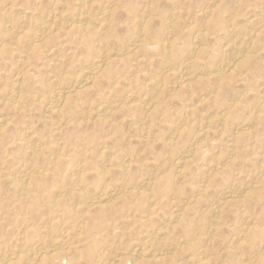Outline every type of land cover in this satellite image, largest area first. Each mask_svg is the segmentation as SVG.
I'll use <instances>...</instances> for the list:
<instances>
[{"label": "rangeland", "instance_id": "obj_1", "mask_svg": "<svg viewBox=\"0 0 264 264\" xmlns=\"http://www.w3.org/2000/svg\"><path fill=\"white\" fill-rule=\"evenodd\" d=\"M108 1L112 10L110 14L104 16V26L102 6ZM12 2L0 0V14L12 7L10 13L12 25L20 31V36L18 35L16 39L11 37V34L5 35L4 24L0 22V169L5 175L0 178V202H2L0 203V243L14 245L17 252L13 256L10 255L8 264H20L22 256L32 253L35 250L33 248L38 247L40 241L48 243L50 248L58 246L56 250L64 253L66 251L69 255L66 254L65 262L51 258L50 261L38 260L37 264H89L90 262L95 264L92 262L96 261L92 249L96 246L105 247L107 256L111 253L121 254L124 259L126 258L121 264L127 262L133 264L129 260L134 257V249L144 241L162 250L160 253L166 254L161 253V259L155 260L151 257H143V259L140 257L137 264H179L177 262L196 264L199 256L197 254L199 251L203 252V249L210 264L215 262V264H264V0H12ZM83 2L88 4V24H93H89L87 32L59 27L48 33L43 47L30 45L31 29H37L42 25L43 20H49L53 13L60 11L64 14L55 19L56 24L71 22L78 16ZM142 20L147 22L145 31L140 30ZM102 29L107 32H104L107 37L109 36L103 44L98 40ZM137 34L141 38H138ZM166 40L170 42L169 48L161 47V43ZM133 42L140 44L141 51L137 50L133 56H119L123 47ZM245 50L250 52L247 53ZM105 53H109L112 60L108 62V69L107 65L104 67L103 76L100 74L93 83L91 82L92 85L89 83L85 89L78 91L79 94L75 91V94L70 93L60 113L45 111L47 94L57 92L60 87L72 85L77 75L87 73L89 62L93 57L99 56L103 59ZM230 57L232 60L236 59L238 64L236 63L230 74L227 72L228 78L226 76L221 81L216 80V77L213 78V71L218 64L220 65L223 60H231ZM190 61L192 65H189ZM180 67L190 77L187 86L178 85L176 73ZM155 73L159 74L158 77L156 75L157 78ZM158 81L162 82L159 85L161 90L158 88ZM14 82L19 85L20 95L15 107H11L6 101ZM135 89L138 91L135 92ZM130 93L133 103H129V106L123 104V101ZM142 95L146 98L143 99ZM145 102L149 104L150 109L149 112L143 109V112H146L143 113L141 105ZM106 108H109L108 113ZM98 111L100 114L105 113L103 115L106 118L98 117ZM70 117L78 120H71ZM177 129L180 131L175 133ZM16 134L18 140L15 138ZM7 141L9 144L6 143ZM24 144L27 146H22ZM2 148L4 150H1ZM7 151L10 159L8 155L6 156ZM31 151H35L33 157ZM10 152L16 154L13 156ZM22 161L25 163L22 164ZM25 164L31 165L30 169H34L35 175L33 174L32 178L33 184L31 182L28 184L31 192L24 195V198L17 193V187L11 183L7 173H16L19 166ZM82 168L83 171H79ZM40 172L41 175L38 174ZM78 172L82 173L81 178L78 177ZM148 181L151 182L149 186ZM37 190L41 191H38L40 194ZM103 190L110 192L107 193L108 197L105 195L107 198L100 196ZM50 191L52 193H49ZM3 194L7 196L4 197ZM34 194L36 196H32ZM50 194L55 198L54 201L48 199ZM100 198L104 201V205L108 203L107 206L94 205L92 209H87L86 206L90 201ZM66 201L71 204H66L68 203ZM72 204L75 206L72 207L73 209L70 208ZM18 205L20 208L23 206L25 210L20 209ZM32 209L35 211L33 212ZM32 216H36L38 221ZM44 221L45 225H43ZM76 221L82 222L80 226L86 236L83 233L77 236L79 223ZM198 221L202 228L198 226ZM3 222L8 223L9 226H5ZM1 225L5 226L4 229ZM64 227L69 230L73 227L70 231L72 236L69 234L71 238L67 237L68 239L62 241L58 239L57 234L59 228ZM196 227L198 229L194 230L193 228ZM18 228L23 231L19 236H17ZM199 228L203 229L200 230L203 233L199 232ZM169 229L172 231L169 232ZM5 231L8 236L5 235ZM122 232H125V236ZM167 233L170 234V238ZM213 233H217V236H213ZM137 234L141 236V241ZM185 234V238L190 236L191 239H185L183 237ZM195 234L202 237L198 238L194 236ZM8 237L10 238L6 240ZM102 240L109 243L106 244L109 248ZM110 243H113L112 246ZM238 245L242 247L241 249L239 246L240 251L236 247ZM60 247L63 249L61 250ZM78 247L79 249L76 250ZM84 248H89L86 249L89 251L85 252ZM190 248L195 249V252ZM68 249L70 250L67 251ZM256 250L260 251L256 254ZM18 252H20L19 256ZM23 252L24 255H21ZM173 252L177 253L176 256ZM225 253H228L227 257ZM241 256L244 260L239 258ZM260 256L263 259H260ZM68 258L69 261L66 260ZM245 258L250 260L246 261ZM78 259L80 262L77 261ZM231 261L233 263H230Z\"/></svg>", "mask_w": 264, "mask_h": 264}, {"label": "bare ground", "instance_id": "obj_2", "mask_svg": "<svg viewBox=\"0 0 264 264\" xmlns=\"http://www.w3.org/2000/svg\"><path fill=\"white\" fill-rule=\"evenodd\" d=\"M11 2H12V0H10ZM94 1V0H93ZM106 1V0H105ZM16 2V1H15ZM104 2V1H103ZM117 2V1H116ZM220 2V1H219ZM13 3V2H12ZM19 3V2H18ZM133 3V2H132ZM2 4V3H1ZM9 4V3H8ZM258 5V4H257ZM90 6V5H89ZM8 7V6H7ZM82 8H81V11H79V14H78V16L75 18V19H73L71 22H66L67 24H62V23H60V24H56V21H55V19L58 17V16H62L63 14H64V12L63 11H60V12H57V13H53V15L52 16H50V19L49 20H43L44 22L42 23V25H40L38 28L37 27H34V28H37V29H31L29 32H30V35L29 36H31V42H30V45L31 46H36V45H39V46H42L43 47V45L45 44L44 42H45V39H47L46 37H47V35H48V33L49 32H51L53 29H55V30H57V28H59V27H65V28H67V29H69V30H82V31H88L89 30V26L90 25H93V24H88V4H87V2H83L82 3V6H81ZM39 8V7H38ZM57 8V7H56ZM203 8V7H202ZM210 8V7H209ZM256 8V7H255ZM55 9V8H54ZM53 9V10H54ZM102 9H103V18H102V24L104 25V16H106L107 14H110L111 13V10H112V7H111V4H110V2L108 1V2H106V3H103V6H102ZM52 10V11H53ZM57 10V9H56ZM58 10H59V8H58ZM157 10V9H156ZM263 10V9H262ZM67 11V10H66ZM12 12V7H9V8H7V9H5L1 14H0V22L2 23V24H4V30H5V35L6 34H11V37H14L15 39L16 38H18V35H19V33H20V31H17L16 30V28H14V26L12 25V21H11V18H10V13ZM35 12V11H34ZM53 12H55V11H53ZM70 12V11H69ZM51 14V13H50ZM12 16V15H11ZM48 16V15H47ZM136 16V15H135ZM222 16V15H221ZM256 16H258V15H256ZM49 17V16H48ZM74 17V16H73ZM143 17V16H142ZM59 18V17H58ZM133 18V17H132ZM46 19V18H45ZM72 19V18H71ZM106 19H108L107 17H106ZM144 19V18H143ZM94 20V19H93ZM145 20V19H144ZM144 20H142L141 22H140V30L142 31V30H144L145 29V27H146V21H144ZM207 20V19H206ZM205 20V21H206ZM148 21V20H147ZM96 22V21H95ZM11 23V24H10ZM234 23V22H233ZM207 24V23H206ZM110 25V24H109ZM190 25V24H189ZM227 25V24H226ZM105 26V25H104ZM100 27V26H99ZM113 27V26H112ZM111 28V27H110ZM152 28V27H151ZM173 28V27H172ZM188 28V27H187ZM101 29V28H100ZM200 29H202V28H200ZM127 30V29H126ZM248 30V29H247ZM109 31H111V29L109 30ZM108 31V32H109ZM145 31V30H144ZM153 31V30H152ZM104 32H106V31H103V29H102V32L100 31V37H99V42L100 43H104L107 39H106V37H107V35L104 33ZM129 32V31H128ZM156 31H154V33H155ZM93 33H95V32H93ZM107 33V32H106ZM158 33V32H157ZM50 34V33H49ZM111 34V33H110ZM109 33H108V35H110ZM140 34V33H139ZM153 34V33H152ZM23 35H24V33H23ZM142 35V34H141ZM20 36V35H19ZM22 36V35H21ZM51 36V35H50ZM135 36H136V34H135ZM156 36H158L157 34H156ZM164 36V35H163ZM170 36V35H169ZM115 37V36H114ZM137 37L138 38H141V36L139 37L138 36V34H137ZM149 37H151V36H149ZM170 37H172V36H170ZM107 38H109V36L107 37ZM119 38V37H118ZM14 39V40H15ZM153 40L155 39L154 37L152 38ZM162 39V38H161ZM60 40V39H59ZM144 40H146V39H144ZM89 41V43H90V40H88ZM137 41H139V40H137ZM141 41H142V39H141ZM151 41V40H150ZM121 42V41H120ZM127 42V41H126ZM140 42V41H139ZM144 42V41H143ZM146 42V41H145ZM3 43V42H2ZM97 43V42H96ZM124 43V42H123ZM129 43H131V42H129ZM128 43V44H129ZM4 44V43H3ZM8 44V43H7ZM94 44V43H93ZM97 44H99V43H97ZM111 44V43H110ZM126 44V43H125ZM11 45V44H10ZM142 45H144V43L142 44ZM142 45H141V47H142ZM155 46V45H154ZM169 46H170V42L168 41V40H166V41H163L162 43H161V47H164V48H169ZM236 46V45H235ZM2 47V46H1ZM197 47V46H196ZM31 48V47H30ZM119 48H121V47H119ZM118 48V49H119ZM32 49H34V48H32ZM117 49V48H116ZM237 49V48H236ZM137 50H140L141 51V49H140V44H138V43H136V42H133L132 44H129L128 46H125V47H123V49L121 50L122 52L121 53H119V56L120 55H131V56H133V54H135L136 52H137ZM171 52V51H170ZM192 52V51H191ZM190 52V53H191ZM245 52H247V50H245ZM248 52H250L249 50H248ZM247 52V53H248ZM257 52V51H256ZM97 53V52H96ZM143 53V52H142ZM145 53V52H144ZM243 53H244V51H243ZM99 54V53H98ZM106 54V56H102L103 57V59H100V57L98 58L97 56H95V57H93L91 60H90V62H89V64H90V66H89V70L87 71V73H85V74H83L82 73V75H77L75 78H74V82H73V84L72 85H69V86H63V87H60V89L58 90L57 88H56V90H58L57 92H53V93H49V94H47L46 95V97H45V111H48L49 113H60L61 112V110L63 109H61V107L66 103V101H68V97H69V94L70 93H72L73 92V94H75L74 93V91L75 92H78V91H80V90H83V89H85L88 85H89V83L91 84V82L93 83V81H95L96 80V78L100 75V74H102V71H103V69H104V67L107 65V69H108V62H109V60H112V56L111 55H109V53H105ZM245 54V53H244ZM146 55H147V53H146ZM193 55V54H192ZM258 55V54H257ZM169 56V55H168ZM204 56V55H203ZM234 56V55H233ZM116 57H117V55H116ZM225 57V56H224ZM228 57V56H227ZM226 57V58H227ZM235 57V56H234ZM245 57V56H244ZM115 58V57H114ZM231 58V60H227V61H225V60H223L222 61V63L219 65L218 64V67L213 71V73H214V76H213V78H215L216 77V80H218V81H221V80H223L224 79V77H226L227 76V72H229V74H230V72L232 71V69H233V67L236 65V63L238 64V62H236L234 59L232 60V57H230ZM187 59V58H186ZM225 59V58H224ZM228 59H229V57H228ZM242 59V58H241ZM240 59V60H241ZM189 60V59H188ZM190 60H193V59H190ZM263 60V59H262ZM52 62V61H51ZM111 62V61H110ZM109 62V63H110ZM169 62H170V60H169ZM168 62V63H169ZM173 62V61H172ZM171 62V63H172ZM183 62V61H182ZM186 62H188V61H186ZM191 62V61H190ZM185 63V62H184ZM183 63V64H184ZM240 64V63H239ZM173 65V64H172ZM174 65H175V63H174ZM176 65H178V64H176ZM188 65V64H187ZM189 65H192V62L191 63H189ZM182 66V65H181ZM215 66H217V65H215ZM171 67V66H170ZM176 68H177V66H175ZM186 67V66H185ZM187 67H189V66H187ZM264 67V66H263ZM193 68V67H192ZM236 69V68H235ZM234 69V70H235ZM171 71H172V69H170ZM175 70V69H174ZM211 70V69H210ZM188 71H190V70H188ZM237 71V70H236ZM198 72V71H197ZM20 73V72H19ZM195 73V72H194ZM193 73V74H194ZM2 74V73H1ZM165 74V73H164ZM177 74V77H178V85L179 86H187V81H188V79L190 78L189 76H188V74L186 73V72H184L183 71V69L180 67V68H178V72L176 73ZM190 74V73H189ZM209 74V73H208ZM212 74V73H211ZM156 75H157V73H155V77H156ZM159 75V74H158ZM158 75H157V77H158ZM195 75V74H194ZM4 76V75H3ZM101 76H103V74L101 75ZM100 76V77H101ZM116 76V75H115ZM56 77V76H55ZM62 77V76H61ZM111 77V76H110ZM127 77V76H126ZM156 77V78H157ZM193 77V76H192ZM16 78V77H15ZM212 78V79H213ZM227 78H228V76H227ZM56 79V78H55ZM127 79V78H126ZM162 79H165V78H162ZM60 81L62 80V79H59ZM191 80V79H190ZM213 80H215V79H213ZM47 81V80H46ZM45 81V82H46ZM115 81V80H114ZM119 81V80H118ZM135 81V80H134ZM162 81V80H161ZM227 81H229L228 79H227ZM25 82H27V80L25 81ZM61 82H63V81H61ZM60 82V84H62ZM116 82V81H115ZM115 82H113L114 84H115ZM163 82V81H162ZM162 82H160V81H158L157 82V85H158V88H159V85H160V83L162 84ZM95 83V82H94ZM221 83V82H220ZM220 83H219V85H220ZM169 85H170V83H168ZM177 84V83H176ZM214 84H215V82H214ZM229 84V83H228ZM39 85V84H38ZM92 85V84H91ZM90 85V86H91ZM252 85V84H251ZM10 86V85H9ZM19 85H18V83L17 82H14V84L11 86V89H10V91L8 92V99H7V103H8V105H10L11 107H15V105H16V101H18L17 100V98H19L18 96L20 95L19 94V87H18ZM62 86V85H61ZM115 86V85H114ZM181 87V88H182ZM47 88V87H46ZM89 88V87H88ZM160 89V88H159ZM260 89V88H259ZM22 90V89H21ZM132 90V89H131ZM130 90V91H131ZM156 90H157V88H156ZM161 90V89H160ZM86 91V90H85ZM138 91V89L136 90L135 89V92H137ZM141 91V90H140ZM158 91V90H157ZM50 92H52V91H50ZM84 92V91H83ZM142 92V91H141ZM127 93V92H126ZM133 93V92H132ZM139 93V92H138ZM137 93V94H138ZM142 93H145V92H142ZM158 93L159 92H157V96H159L158 95ZM166 93V92H165ZM169 93H171V92H169ZM168 93V94H169ZM215 93V92H214ZM44 94H46V93H44ZM76 94H79V92L78 93H76ZM129 94V93H128ZM127 94V95H128ZM139 94H141V93H139ZM144 95H146V94H144ZM144 95H142L143 97V99H144ZM42 96V95H41ZM94 96V95H93ZM123 96V95H122ZM156 96V97H157ZM170 96V95H169ZM40 97V96H39ZM126 97V96H125ZM131 97V98H130ZM154 97V96H153ZM259 97V96H258ZM132 95H131V93H130V95H128V97L125 99V101H123V104H128L129 105V103H133V100H132ZM146 98V97H145ZM2 99V98H1ZM138 99V98H137ZM136 99V100H137ZM152 99V98H151ZM151 99L149 100V101H151ZM154 99V98H153ZM240 99V98H239ZM42 100V99H41ZM124 100V99H123ZM139 100V99H138ZM142 100V99H141ZM254 100V99H253ZM120 101H122V100H120ZM140 101V100H139ZM138 101V102H139ZM157 101V100H156ZM229 101V100H228ZM251 101V100H250ZM137 102V103H138ZM144 102V101H143ZM247 102V101H246ZM81 103V102H80ZM153 103V102H152ZM248 103H250V102H248ZM82 104V103H81ZM154 104H155V102H154ZM225 104V103H224ZM110 105V104H109ZM118 105V104H117ZM148 103H142V105H141V108H142V112H143V109L144 110H146L147 112H149V109L150 108H148ZM150 105H151V103H150ZM248 105V104H247ZM79 106V105H78ZM104 106V105H103ZM111 106V105H110ZM130 106V105H129ZM26 107V106H25ZM64 107H65V105H64ZM72 107V106H71ZM23 108H24V106H23ZM70 108V107H69ZM77 108V107H76ZM98 108V107H97ZM134 108V107H133ZM136 108V107H135ZM226 108V107H225ZM29 109H30V107H29ZM35 109V108H34ZM96 109V108H95ZM109 108H106V111L108 110ZM137 109V108H136ZM262 109V108H261ZM35 111V110H34ZM97 111V110H96ZM95 111V112H96ZM106 111H103V112H106ZM113 111V110H112ZM138 111V110H137ZM262 111V110H261ZM145 112V111H144ZM143 112V113H144ZM150 112H151V110H150ZM198 112V111H197ZM226 112V111H225ZM107 113H108V111H107ZM140 113H141V111H140ZM146 113V112H145ZM103 114H105V113H103ZM103 114H100V111H98V113H97V115H98V117L99 116H102V117H105ZM28 115V114H27ZM72 115V114H71ZM138 115L140 116V114H139V112H138ZM146 115V114H145ZM147 115H148V113H147ZM91 116V115H90ZM136 116V115H135ZM257 116V115H256ZM111 117V116H110ZM147 117V116H146ZM249 117H250V115H249ZM254 117V116H253ZM71 118V117H70ZM106 118V117H105ZM105 118H103V119H105ZM252 118V117H251ZM72 119H74V118H71V120ZM108 119V118H107ZM2 120V119H1ZM77 121L78 119H74V121ZM142 120H143V118H142ZM141 121V120H140ZM48 122V121H47ZM2 123V122H1ZM138 123H139V121H138ZM145 125V124H144ZM185 126V125H184ZM145 127V126H144ZM147 127V126H146ZM233 127V126H232ZM1 128V127H0ZM3 128V127H2ZM86 128V127H85ZM181 128V127H180ZM61 129V128H60ZM147 129V128H146ZM229 129V128H228ZM14 130H16V129H14ZM54 130V129H53ZM144 131V130H143ZM163 131V130H162ZM180 130H176L175 131V133H178ZM174 133V134H175ZM18 134V133H17ZM17 134H16V139L18 140V136H17ZM23 135V134H22ZM64 135V134H63ZM71 135V134H70ZM190 137V136H189ZM199 138V137H198ZM163 139H164V137H163ZM243 139H245V138H243ZM201 140V139H200ZM10 141V140H9ZM27 141H29V140H27ZM35 141V140H34ZM150 141V140H149ZM198 140H196V143H198L197 142ZM19 142V141H18ZM30 142V141H29ZM32 142V141H31ZM36 142V141H35ZM88 142V141H87ZM145 142H147V141H145ZM155 142V141H154ZM6 143H8V141L6 142ZM76 143V142H75ZM185 143V142H184ZM9 144V143H8ZM34 144V143H33ZM37 144V143H36ZM40 144V143H39ZM175 144V143H174ZM194 144V143H193ZM199 144V143H198ZM12 145V144H11ZM41 145V144H40ZM178 145V144H177ZM185 145V144H184ZM22 146H27V145H22ZM33 146V145H32ZM46 146V145H45ZM259 146V145H258ZM36 147V146H35ZM34 147V148H35ZM81 147V146H80ZM112 147V146H111ZM116 147V146H115ZM175 147V146H174ZM192 147V146H191ZM255 147V146H254ZM11 148H12V146H11ZM26 148H28V147H26ZM31 148V147H30ZM33 148V149H34ZM61 148V147H60ZM165 148V147H164ZM7 149H9V148H7ZM6 149V150H7ZM15 149V148H14ZM32 149V150H33ZM36 149V148H35ZM38 149V148H37ZM1 150H4V148H2ZM5 150V151H6ZM9 150H11V149H9ZM29 150V149H28ZM41 150V149H40ZM176 150V149H175ZM16 151H18V150H16ZM38 151H39V149H38ZM43 151V150H42ZM70 151V150H69ZM1 152H3L4 153V151H1ZM19 152V151H18ZM32 152V154H31V156L35 153V151H31ZM41 152V151H40ZM135 152V151H134ZM261 152V151H260ZM10 153H12V155H13V152H10ZM38 154V157H39V152H37ZM42 153V152H41ZM40 153V154H41ZM188 153V152H187ZM16 154V153H15ZM14 154V155H15ZM20 154V153H19ZM23 154V153H22ZM25 154V153H24ZM68 154V153H67ZM97 154V153H96ZM254 154V153H253ZM8 155V151H7V154H6V156ZM12 155H10V156H12ZM13 155V156H14ZM30 155V154H29ZM44 155V154H43ZM57 155V154H56ZM161 155V154H160ZM18 157H20L19 155H17ZM34 156H36V155H34ZM59 156V155H58ZM114 156V155H113ZM27 157V156H26ZM33 157V156H32ZM37 157V156H36ZM90 157V156H89ZM96 157V156H95ZM5 158H7V157H5ZM8 158L10 159V157H9V155H8ZM21 158H23L22 156H21ZM29 158V157H28ZM31 158V157H30ZM35 158V157H34ZM98 158H100V157H98ZM46 159V158H45ZM48 159V158H47ZM57 159H59V157H57ZM185 159V158H184ZM2 160H3V158H2ZM16 160H18V159H16ZM35 160V159H34ZM18 161H20V160H18ZM26 161V160H25ZM25 161H22V164L23 163H25ZM48 161V160H47ZM50 161V160H49ZM84 161V160H83ZM83 161H81V162H83ZM112 161V160H111ZM11 162V161H10ZM35 162V161H34ZM16 163V162H15ZM5 164V163H4ZM14 164V163H13ZM34 164V163H33ZM32 164V165H33ZM83 164V163H82ZM112 164V163H111ZM2 165V164H1ZM6 166H7V164H6ZM5 166V167H6ZM31 166V165H30ZM30 166H27L26 164L25 165H23L22 167H20L19 166V168L17 169V168H15V169H17V172L15 173V172H8L7 174H8V176L11 178L10 180H11V183L14 185V186H16L17 187V193L19 194V195H23V196H21V197H24V195L26 196V195H28L30 192H31V189H30V186H28V184L31 182L32 183V178H33V174L35 175V173H34V169L33 170H31L30 169ZM56 166V165H55ZM61 166V165H60ZM255 166V165H254ZM4 167V168H5ZM33 167H34V165H33ZM40 167V166H39ZM91 167H93V166H91ZM122 167V166H121ZM126 167V166H125ZM180 167V166H179ZM7 168V167H6ZM5 168V169H6ZM8 168H10V167H8ZM80 168V166L78 165V169ZM11 169V168H10ZM36 169V168H35ZM40 169V168H39ZM44 169V168H43ZM61 169V168H60ZM223 169V168H222ZM45 170V169H44ZM51 170H53V168L51 169ZM127 170H128V168H127ZM126 170V171H127ZM3 170L2 169H0V178H2V176H4L5 177V175H4V173L2 172ZM6 171V170H5ZM14 171V170H13ZM42 171V170H41ZM55 171V170H54ZM79 171H83V168H82V170H79ZM217 172V171H216ZM243 172V171H242ZM48 173V172H47ZM50 173V172H49ZM84 173V172H83ZM104 173V172H103ZM37 174V173H36ZM39 175H41V172L40 173H38ZM82 174V173H81ZM81 174H80V172H78V177L79 178H81ZM248 174V173H247ZM251 174V173H250ZM45 175H47V174H45ZM54 175V174H53ZM93 175V174H92ZM156 175V174H155ZM7 176V175H6ZM51 176V175H50ZM49 176V177H50ZM84 176V175H83ZM40 177V176H39ZM51 177H53V176H51ZM58 177V176H57ZM152 177H155V176H152ZM37 178V177H36ZM41 179H42V177H40ZM260 178V177H259ZM38 179V178H37ZM45 179V178H44ZM43 179V180H44ZM141 179V178H140ZM210 179V178H209ZM261 179V178H260ZM35 180V179H34ZM47 180H50V179H47ZM80 180V179H79ZM148 180V179H147ZM158 180V179H157ZM257 180V179H256ZM53 181V180H52ZM81 181V180H80ZM137 181V180H136ZM151 181H154V180H151ZM156 181V180H155ZM239 181V180H238ZM254 181V180H253ZM264 181V180H263ZM6 182H9V181H7L6 180ZM34 182V181H33ZM55 182V181H54ZM183 182V181H182ZM256 182V181H255ZM1 183V182H0ZM37 183V182H36ZM39 183V182H38ZM90 183V182H89ZM228 183H229V181H228ZM240 183V182H239ZM33 184V183H32ZM39 184H43V182L41 183H39ZM62 184V183H61ZM147 184H148V186L149 185H151V182H147ZM205 184V183H204ZM253 184V183H252ZM2 185V184H1ZM46 186H47V183L45 184ZM48 185H49V182H48ZM179 185V184H178ZM257 185V184H256ZM12 186V185H11ZM55 188H57V185H56V183H55ZM65 186V185H64ZM107 186V185H106ZM105 185H104V187H106ZM139 186V185H138ZM143 186V185H142ZM181 186V185H180ZM243 186V185H242ZM66 187V186H65ZM104 187H102V188H104ZM108 187V186H107ZM2 188V187H1ZM67 188V187H66ZM65 188V189H66ZM111 188V187H110ZM180 188V187H179ZM263 188V187H262ZM15 189V188H14ZM39 189V188H38ZM42 189V188H41ZM40 189V190H41ZM54 189V188H53ZM62 189V188H61ZM105 189V188H104ZM135 189V188H134ZM140 189H141V187H140ZM143 189V188H142ZM3 190H5V189H3ZM40 190H37V192L38 191H40ZM44 190H45V188H44ZM130 190V189H129ZM11 191V190H10ZM48 191V190H47ZM59 191H60V189H59ZM69 191V190H68ZM141 191V190H140ZM249 191V190H248ZM250 191H253V190H250ZM8 192V191H7ZM12 192V191H11ZM16 192V191H15ZM41 192V191H40ZM43 192V191H42ZM62 192H64V191H62ZM61 192V193H62ZM65 192H67V191H65ZM74 192V191H73ZM141 192H143V191H141ZM6 193V192H5ZM10 193V192H9ZM8 193V194H9ZM36 193V192H35ZM39 193V192H38ZM47 193V195H48V192H46ZM49 193H52L51 191L49 192ZM60 193V192H59ZM69 193V192H68ZM107 191H105V190H103V191H101V194H100V196H102V197H105V195L108 197V195H107ZM110 193V192H109ZM108 193V194H109ZM116 193V192H115ZM127 193V192H126ZM232 193V192H231ZM231 193H230V196H231ZM7 194V193H6ZM40 194V193H39ZM38 194V195H39ZM65 194V193H64ZM67 194V193H66ZM70 194V193H69ZM68 194V195H69ZM71 194H72V192H71ZM123 194H125V193H123ZM55 195V194H54ZM58 195V194H57ZM62 195V194H61ZM74 195V194H73ZM179 195V194H178ZM1 196V195H0ZM3 196H4V194H3ZM2 196V197H3ZM5 196H7V195H5ZM4 196V197H5ZM32 196H36L35 194L34 195H32ZM43 197H44V195H42ZM46 196V195H45ZM63 196V195H62ZM70 196V195H69ZM228 197H229V195H227ZM258 196V195H257ZM3 197V198H4ZM57 197H59V196H57ZM64 197V196H63ZM68 197V196H67ZM84 197H85V195H84ZM87 197H88V195H87ZM107 197H105V198H107ZM25 198V197H24ZM29 198V197H28ZM65 198V197H64ZM80 198V197H79ZM83 198V197H82ZM90 198V197H89ZM93 198V197H92ZM91 198V199H92ZM96 198V197H95ZM110 198V197H109ZM120 198V197H119ZM6 199V198H5ZM4 199V200H5ZM20 199V198H19ZM27 199V198H26ZM33 199V198H32ZM35 199H36V197H35ZM48 199L49 200H55V198L53 197V195H49L48 196ZM60 199V198H59ZM62 199V198H61ZM73 199V198H72ZM71 199V200H72ZM81 199V198H80ZM84 199H86V197L84 198ZM118 199V198H117ZM1 200V199H0ZM43 200V199H42ZM64 200V199H63ZM82 200V199H81ZM80 200V201H81ZM224 200V199H223ZM258 200V199H257ZM23 201V200H22ZM47 201V200H46ZM85 201V203H86V200H84ZM89 201V200H88ZM4 202H6V201H4ZM17 202V201H16ZM19 202V201H18ZM21 202V201H20ZM25 202V201H24ZM31 202V201H30ZM59 202V201H58ZM65 202V201H64ZM66 202H68V201H66ZM75 202V201H74ZM103 200H101V198L100 199H93V201H90L88 204H87V209H89V208H91V207H93L94 205H104L103 204ZM110 202V201H109ZM0 203H2V202H0ZM7 203V202H6ZM27 203H29V201H27ZM44 203V202H43ZM50 203V202H49ZM82 203H83V201H82ZM218 203V202H217ZM5 204V203H4ZM40 204V203H39ZM51 204H52V202H51ZM59 204V203H58ZM66 204H71V203H66ZM74 204V203H73ZM71 205V207L70 208H72L74 205ZM108 204V203H107ZM107 204L105 203V205L104 206H107ZM216 204V203H215ZM220 204V203H219ZM8 205V204H7ZM27 205V204H26ZM32 205V204H31ZM41 205V204H40ZM46 205H48V203H46ZM55 205V204H54ZM119 205V204H118ZM156 205V204H155ZM154 205V206H155ZM258 205V204H257ZM4 206V205H3ZM19 206V208H20V205H18ZM44 206V205H43ZM49 206H52V205H49ZM62 206L64 207V205L62 204ZM66 206V205H65ZM109 206H110V204H109ZM116 206V205H115ZM122 206V205H121ZM25 207H28V206H25ZM37 207V206H36ZM75 207V206H74ZM21 208H23V206H21ZM20 208V209H21ZM38 208V207H37ZM65 208H67V207H65ZM104 208V207H103ZM108 208V207H107ZM8 209V208H7ZM7 209H5V210H7ZM12 209V208H11ZM24 210H25V208H23ZM27 209V208H26ZM49 209V208H48ZM60 209H61V206H60ZM68 209V208H67ZM73 209V208H72ZM92 209V208H91ZM138 209V208H137ZM31 210V209H30ZM39 210H40V207H39ZM50 210V209H49ZM48 210V212H50ZM52 210V209H51ZM55 210V209H54ZM69 210V209H68ZM14 211V210H13ZM17 211V210H16ZM15 211V212H16ZM32 211H33V209H32ZM31 211V212H32ZM35 211V210H34ZM33 211V212H34ZM37 211H38V209H37ZM84 210H82V212H83ZM107 212H110V211H108V210H106ZM114 211V210H113ZM119 211V210H118ZM21 212H24V211H21ZM71 212H73V210L71 211ZM18 213V212H17ZM16 213V214H17ZM19 213H20V211H19ZM18 213V214H19ZM29 213V212H28ZM40 213V212H39ZM38 213V214H39ZM56 213V212H55ZM68 213V212H67ZM18 214H17V217H18ZM23 214H25V213H23ZM46 214V213H45ZM70 214V213H69ZM103 214H105L104 212H103ZM20 215V214H19ZM36 215V214H35ZM59 215H61V214H59ZM13 217H14V215H12ZM29 216H30V214H29ZM46 216V215H45ZM63 216V215H62ZM70 216V215H69ZM74 216V215H73ZM98 216V215H97ZM105 216H106V214H105ZM130 216V215H129ZM171 216V215H170ZM173 216V215H172ZM15 217H16V215H15ZM20 217V216H19ZM32 217H36V216H32ZM42 217V216H41ZM50 217V216H49ZM59 217V216H58ZM64 217V216H63ZM70 217H72V216H70ZM174 217V216H173ZM8 218H10V217H8ZM34 218L32 219V220H34ZM39 218V217H38ZM54 218V217H53ZM122 218V217H121ZM216 218H218V217H216ZM6 219V218H5ZM24 219V218H23ZM22 219V220H23ZM35 219H37V217L35 218ZM49 219V218H48ZM76 219H77V217H76ZM119 219V218H118ZM172 219V218H171ZM215 219V218H214ZM12 220V219H11ZM25 220H27V219H25ZM40 220V219H39ZM50 220V219H49ZM61 220H63V219H61ZM60 220V221H61ZM65 220V219H64ZM186 220V219H185ZM188 220H190V221H192L191 219H188ZM198 220V219H197ZM212 220V219H211ZM219 220V219H218ZM221 220V219H220ZM219 220V221H220ZM14 221H16V220H14ZM36 221H38V219L36 220ZM98 221V220H97ZM118 221V220H117ZM116 221V222H117ZM128 221V220H127ZM149 221V220H148ZM182 221V220H181ZM190 221H189V224H190ZM208 222H210L209 220H207ZM206 221V222H207ZM215 222H218L217 220H214ZM24 222V221H23ZM53 222V221H52ZM55 222V221H54ZM53 222V223H54ZM63 222V221H62ZM73 222V221H72ZM76 222H78V221H76ZM110 222V221H109ZM124 222V221H123ZM159 222V221H158ZM214 222V223H215ZM4 223V222H3ZM6 223V222H5ZM4 223V225L6 226V225H8V223L7 224H5ZM12 223H15V222H12ZM35 223V222H34ZM52 223V224H53ZM79 223V222H78ZM80 223H82V222H80ZM80 223H79V230H77L76 231V234H77V236L79 235V234H81V233H83L84 234V232H82L83 231V229H82V226H80ZM155 223V222H154ZM193 223V222H192ZM199 223V224H198ZM203 223V222H202ZM214 223H213V225H214ZM43 224V223H42ZM47 224V223H46ZM50 224V223H49ZM62 224H64V223H62ZM120 224V223H119ZM118 224V225H119ZM133 224V223H132ZM167 224H169V223H167ZM180 224V223H179ZM184 224V223H183ZM195 224V223H194ZM197 224H198V226L201 224L199 221L197 222ZM203 224H206L205 222L203 223ZM35 225H36V223H35ZM43 225H45V221H44V224ZM74 225H76V224H74ZM109 225V224H108ZM115 225V224H114ZM120 225H122V224H120ZM185 225V224H184ZM188 225V224H187ZM186 225V226H187ZM215 225H216V223H215ZM3 228L2 229H4V227L5 226H3V225H1ZM9 226V225H8ZM49 226V225H48ZM52 226V225H51ZM78 226V225H77ZM101 226V225H100ZM132 226V225H131ZM149 226V225H148ZM152 226V225H151ZM155 226H157V225H155ZM173 226H175V225H173ZM201 226V225H200ZM250 226V225H249ZM15 227V226H14ZM27 227V226H26ZM39 227V226H38ZM37 227V228H38ZM99 227V226H98ZM106 227V226H105ZM128 227V226H127ZM150 227V226H149ZM160 227V226H159ZM162 227V226H161ZM168 227V226H167ZM170 227V226H169ZM172 227V226H171ZM177 227V226H176ZM179 227V226H178ZM251 227V226H250ZM9 228V227H8ZM10 228H12V227H10ZM21 228V227H20ZM28 228V227H27ZM26 228V229H27ZM36 228V229H37ZM73 228V227H72ZM72 228H71V230H72ZM165 229H166V227H164ZM175 228V227H174ZM184 228H187L188 229V227H184ZM191 228H192V225H191ZM201 228H202V226H201ZM201 228H199V232H202V231H200V230H203V229H201ZM204 228V227H203ZM211 229H212V227H210ZM245 228V227H244ZM15 229V228H14ZM50 229H52V228H50ZM86 229V228H85ZM96 229V228H95ZM126 229V228H125ZM136 229V228H135ZM139 229H141L140 227H139ZM194 230L195 229H198L197 227L196 228H193ZM206 229V228H205ZM210 229V230H211ZM16 230V229H15ZM24 230V229H23ZM28 231H29V229H27ZM27 230H25V233H26V231ZM37 230H39V229H37ZM43 230H45L46 231V229H43ZM71 230H69V229H67V228H59V233L57 234L58 235V239L59 240H64V239H66L67 237L68 238H71V237H69V234L71 235V233H70V231ZM74 230V229H73ZM96 230H99V228L98 229H96ZM111 229H109V232H111L110 231ZM113 230V229H112ZM115 230V229H114ZM127 230V229H126ZM213 231L215 230L214 228L212 229ZM243 231L245 230V229H242ZM242 230H240V231H242ZM7 231V230H6ZM5 231V235H7L8 236V234H7V232ZM51 231V230H50ZM55 231V230H54ZM104 231V230H103ZM115 231H117V228H116V230ZM122 231V230H121ZM130 229H129V234H130ZM142 231H143V229H142ZM172 231V230H171ZM170 231V229H169V232H171ZM186 231V230H185ZM184 231V232H185ZM189 231V230H188ZM2 232H4V230L2 231ZM18 234H17V236H19L20 234H23V231H21V230H19V228H18ZM39 232H40V230H39ZM141 232V231H140ZM139 231H138V233H140ZM148 232V231H147ZM162 232V231H161ZM198 232V231H197ZM14 233V232H13ZM12 233V234H13ZM119 233V232H118ZM123 233V232H122ZM125 233V232H124ZM124 233H123V235H124ZM142 233V232H141ZM159 233V232H158ZM174 233V232H173ZM203 233V232H202ZM241 233V232H240ZM10 234V233H9ZM48 234V233H47ZM54 234H55V232H54ZM99 234H100V232H99ZM114 234V233H113ZM149 234V233H148ZM191 234H193V232L191 233ZM207 234V233H206ZM211 234V233H210ZM216 234V235H215ZM213 233V236H217V233ZM235 234V233H234ZM236 234H238L239 235V233H237L236 232ZM246 234V233H245ZM244 234V235H245ZM248 234V233H247ZM4 235V234H3ZM25 235V234H24ZM45 235V234H44ZM49 235V234H48ZM85 235V234H84ZM122 235V236H123ZM138 235V237H140V241L142 240L141 239V236H139V234H137ZM136 235V236H137ZM145 235V234H144ZM156 235V234H155ZM159 235V234H158ZM166 235H169V238H170V234H166ZM176 235V234H175ZM174 235V236H175ZM182 235V234H181ZM188 235V234H187ZM200 235V234H199ZM204 235V234H203ZM13 236V235H12ZM26 236V235H25ZM25 236H24V238H25ZM32 236V235H31ZM47 236V235H46ZM72 236V235H71ZM86 236V235H85ZM114 236V235H113ZM125 236V235H124ZM131 236V235H130ZM135 236V235H134ZM133 236V237H134ZM149 236V235H148ZM185 236H186V234L183 236L184 238H185ZM194 236H197L198 237V235H194ZM207 236V235H206ZM211 236V235H210ZM28 237V236H27ZM95 237V236H94ZM154 237V236H153ZM152 237V238H153ZM159 237H160V235H159ZM165 237V236H164ZM164 237H162V238H164ZM167 237V236H166ZM176 237H178V236H176ZM190 236H188V238H185V239H191V238H189ZM199 237H202V236H199ZM198 237V238H199ZM212 237V236H211ZM210 237V238H211ZM237 237H240V236H237ZM242 237V236H241ZM10 237H8V238H6V240L7 239H9ZM21 238H23V237H21ZM42 238H43V236H42ZM45 238V237H44ZM50 238V237H49ZM67 238V239H68ZM93 238V237H92ZM92 238H90L91 239V241H92ZM115 238V237H114ZM122 238V237H121ZM129 238V237H128ZM131 238V237H130ZM162 238H160L161 240H162ZM198 238H196V240L198 239ZM236 238V237H235ZM234 238V239H235ZM18 239H19V237H18ZM53 239H55V238H53ZM81 239V238H80ZM89 239V240H90ZM165 239V238H164ZM163 239V240H164ZM166 239H168V238H166ZM181 239V238H180ZM238 239V238H237ZM237 239H235V240H237ZM2 240H4L3 238H2ZM5 240V241H6ZM34 240V239H33ZM45 240V239H44ZM50 240V239H49ZM77 241L79 240V239H76ZM75 240V241H76ZM107 240H108V238H107ZM106 240V241H107ZM117 240V239H116ZM125 240V239H124ZM130 240V239H129ZM138 240V241H139ZM174 240H176L175 238H174ZM193 240H195V238L193 239ZM233 240V239H232ZM239 240V239H238ZM243 240H247V239H243ZM242 240V241H243ZM11 241H13V240H11ZM18 241V240H17ZM19 241H21V240H19ZM18 241V242H19ZM23 241V240H22ZM32 241V240H31ZM56 241V240H55ZM54 241V242H55ZM66 241V240H65ZM76 241V242H77ZM84 241H86V240H84ZM84 241H82V242H84ZM88 241V240H87ZM102 241H104V240H102ZM115 241V240H114ZM144 241V240H143ZM151 241H153V240H151ZM157 240L155 239V242H156ZM186 241V240H185ZM185 241H182V243L183 242H185ZM198 241V240H197ZM200 241V240H199ZM225 241V240H224ZM227 241V240H226ZM2 242V241H1ZM41 243L39 244V246L38 247H36V248H33V249H35L32 253H29V254H25L24 255V249H26L27 247H23L24 249H23V254H21V255H24V256H22V261H23V263L22 264H37V261L38 260H44V261H50V259L51 258H53V259H57V261H59V260H63L64 262H65V258L67 257V255L66 254H68L66 251H65V253L64 252H60V250H56V248L58 247H56V248H52V247H54V246H52L51 248L50 247H48V243H44V241H40ZM80 242V241H79ZM78 242V243H79ZM89 242V241H88ZM105 242V241H104ZM112 242V241H111ZM121 242V241H120ZM122 242H123V240H122ZM148 242V241H147ZM147 242H140L138 245H137V247L134 249V251L135 252H133V254H134V257L133 256H131L130 254L132 253H128L131 257H133V258H131V260H129V261H132L133 262V264H137V261H139L140 259V257H142V259H143V257H151V258H153L154 260L155 259H161V253H160V251H162V250H160V249H158V248H156L153 244H148ZM210 242V241H209ZM240 242H241V239H240ZM10 243V242H9ZM12 243V242H11ZM15 243H17V242H15ZM14 243V244H15ZM53 243V242H52ZM63 243H65V242H63ZM85 243V242H84ZM117 243V242H116ZM126 243V242H125ZM159 243V242H158ZM164 243H166V242H164ZM178 243V242H177ZM187 243V242H186ZM189 243V242H188ZM190 243H192V241H190ZM189 243V244H190ZM199 243V242H198ZM197 243V244H198ZM217 243V242H216ZM237 243V242H236ZM256 243V242H255ZM29 244V243H28ZM56 244V243H55ZM76 244V243H75ZM83 244V243H82ZM106 244H109V243H106L105 242V245ZM111 244V243H110ZM113 244V243H112ZM112 244H111V246H112ZM171 244V243H170ZM180 244V243H179ZM178 244V245H179ZM229 244H231V242L229 243ZM242 244H243V242H242ZM257 244V243H256ZM12 245V244H11ZM11 245H9V244H1L0 243V264H8L9 262H10V259H9V257H10V255H12L13 256V254L16 252L15 250L16 249H14V245L13 246H11ZM22 245V244H21ZM38 245V244H37ZM52 245V244H51ZM72 245V244H71ZM78 245V244H77ZM182 245V244H181ZM200 245V243L198 244V247H200L199 246ZM215 245V244H214ZM237 245V244H236ZM241 245V244H240ZM240 245H238V246H236V247H238V249H239V246ZM254 245V244H253ZM28 246V245H27ZM73 246H74V242H73ZM80 246H82V245H79V247ZM100 246V245H99ZM161 246V245H160ZM164 246H165V244H164ZM182 246H184V245H182ZM190 246H191V244H190ZM216 246V245H215ZM233 246V245H232ZM262 246V245H261ZM17 247V246H16ZM79 247L76 249V250H78L79 249ZM83 247V246H82ZM81 247V248H82ZM90 247V246H89ZM93 247V246H92ZM106 247H107V245H106ZM117 247H119V245L117 246ZM131 247H133V246H131ZM162 247V246H161ZM207 247H209V244H208V246ZM214 247V246H213ZM217 247H219V246H217ZM226 247H228V246H226ZM231 247V246H230ZM241 247V246H240ZM29 248V247H28ZM107 248H109V247H107ZM111 248H113V247H111ZM114 248H116V246L114 247ZM165 248V247H164ZM176 248H177V245H176ZM183 248V247H182ZM187 248V247H186ZM192 248H195L194 246H192ZM192 248H190V249H192ZM205 248V247H204ZM215 248V247H214ZM222 248V247H221ZM262 248V247H261ZM20 249H22V248H20ZM31 250H33L32 248H30ZM60 249H61V247H60ZM63 249V248H62ZM61 249V250H62ZM67 249V248H66ZM85 250L86 249H89V248H84ZM125 249V248H124ZM123 249V250H124ZM188 249V248H187ZM201 250H202V247L200 248ZM207 249V248H206ZM216 249V248H215ZM223 249V248H222ZM241 249H242V247H241ZM70 249H68L67 251H69ZM82 250V249H81ZM93 250V255H94V259L96 260V261H92V262H95V264H121V263H123V260H125L123 257H122V255L121 254H118V253H114L113 255H112V253H111V255L109 256H107V249L105 248V247H101V248H99L98 246H96V247H94V249H92ZM110 250V249H109ZM113 250V249H112ZM111 250V251H112ZM164 250V249H163ZM176 250V249H175ZM174 250V251H175ZM189 250V249H188ZM192 250H194L193 252H195V249H192ZM199 250V249H198ZM197 250V251H198ZM262 250V249H261ZM80 251V250H79ZM87 251H89V250H86L85 252H87ZM118 251V250H117ZM121 251V250H120ZM125 251H127V249L125 250ZM204 251H205V249H203V252H200L199 251V253L197 254V255H199L198 257H197V259H196V264H210V263H208L207 262V259H206V254H204ZM208 251V250H207ZM212 252H213V250H211ZM224 251V250H223ZM239 251H240V249H239ZM239 251H238V253H239ZM242 251V250H241ZM248 251H250V250H248ZM257 251H260V250H256V254H257ZM81 252H83V254L84 255H86L85 253H84V251H81ZM113 252V251H112ZM217 252V251H216ZM219 252V251H218ZM228 252H230V251H228ZM264 252V251H263ZM263 252H261V253H263ZM17 253V252H16ZM19 253L20 252H18V256H19ZM76 253H78V252H76ZM122 253V252H121ZM164 253V252H163ZM162 253V254H163ZM174 253V252H173ZM181 253V252H180ZM180 253H179V255H180ZM215 253V252H214ZM220 253H221V250H220ZM237 253V254H238ZM164 254H166V253H164ZM163 254V255H164ZM169 254V253H168ZM175 254V253H174ZM177 254V253H176ZM176 254H175V256H176ZM184 254H186V251H185V253ZM183 254V255H184ZM209 254V253H208ZM212 254V253H211ZM227 254L228 253H225V255H226V257H227ZM242 253H240V255H241ZM244 254V253H243ZM250 254V253H249ZM255 254V253H254ZM20 255V256H21ZM69 255V254H68ZM76 255V254H75ZM78 255V254H77ZM88 255H90V254H88ZM127 255V254H126ZM170 255H172V254H170ZM178 255V256H179ZM217 255H219V254H217ZM248 255V254H247ZM262 255V254H261ZM125 256V255H124ZM128 256V255H127ZM166 256V255H165ZM187 256V255H186ZM214 256V255H213ZM213 256H211V258L213 257ZM245 256V255H244ZM250 256H252V258H255L256 259V257H253V255H250ZM256 256V255H255ZM258 256H259V254H258ZM77 257V256H76ZM83 257V256H82ZM87 257V256H86ZM88 257H90V256H88ZM163 257V256H162ZM187 257H189V256H187ZM195 257V256H194ZM217 257V256H216ZM215 257V258H216ZM223 257V256H222ZM15 258V257H14ZM73 258L75 259V256H73ZM84 258H85V256H84ZM93 258V257H92ZM92 258H90V259H92ZM211 258L209 259V260H211ZM230 258L232 259V257L230 256ZM236 258H238V257H236ZM239 258H243V260H244V257H239ZM238 258V259H239ZM262 257L260 256V259H261ZM18 259V258H17ZM48 259V260H47ZM72 259V258H71ZM73 259V260H74ZM80 259V258H79ZM79 259L77 260L78 262H80L79 261ZM85 259H87V258H85ZM130 259V258H129ZM139 259V260H138ZM187 259V258H186ZM185 259V260H186ZM249 259V258H248ZM247 259V260H248ZM258 259V258H257ZM263 259V258H262ZM9 260V261H8ZM16 260V259H15ZM66 260H68L69 261V258L68 259H66ZM145 260V259H144ZM146 260H148V259H146ZM193 260H195V259H193ZM223 260V259H222ZM241 260V259H240ZM245 260H246V258H245ZM246 260V261H247ZM250 260V259H249ZM259 260V259H258ZM14 261V260H13ZM21 261V262H22ZM54 261V260H53ZM166 261V260H165ZM213 261V260H212ZM237 261V260H236ZM236 261H234V262H236ZM253 261V260H252ZM256 261V260H255ZM262 261V260H261ZM21 262H20V264H21ZM41 262V261H40ZM54 262H56V261H54ZM70 262H72V261H70ZM75 261H73V263H74ZM88 262V261H87ZM162 262H163V260H162ZM173 262V261H172ZM176 262V261H175ZM187 262H189V261H187ZM242 262V260L240 261V263ZM244 262V261H243ZM250 262V261H249ZM11 263H12V261H11ZM19 263V262H18ZM45 263V262H44ZM48 263V262H47ZM57 263V262H56ZM91 263V262H90ZM89 263V264H90ZM151 263V262H150ZM177 263H179L180 264V262H177ZM212 263V262H211ZM216 263V262H215ZM214 263V264H215ZM224 263V262H223ZM230 263H233V261H231ZM237 263H239V262H237ZM245 263V262H244ZM251 263V262H250ZM257 263H260V262H257ZM15 264V263H14ZM57 264H59V263H57ZM61 264V263H60ZM79 264V263H78ZM81 264V263H80ZM126 264H128V262L126 263ZM141 264V263H140ZM155 264V263H154ZM163 264V263H162ZM182 264V263H181ZM234 264H236V263H234ZM241 264H243V263H241ZM247 264V263H246ZM261 264V263H260Z\"/></svg>", "mask_w": 264, "mask_h": 264}]
</instances>
